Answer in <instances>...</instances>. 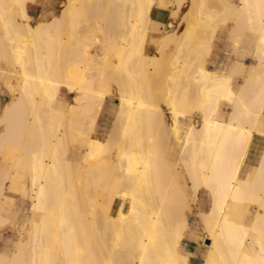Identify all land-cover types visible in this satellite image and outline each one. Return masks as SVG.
<instances>
[{
    "label": "bare ground",
    "instance_id": "6f19581e",
    "mask_svg": "<svg viewBox=\"0 0 264 264\" xmlns=\"http://www.w3.org/2000/svg\"><path fill=\"white\" fill-rule=\"evenodd\" d=\"M41 1L0 0V63L5 66L7 79L13 81L7 80L11 100L0 119V151L7 162L12 161L13 152L28 156L30 177L22 197L34 212V219L25 221L17 232L20 238L14 254L0 253V264H190L191 254L185 245L190 235L188 218L172 222L170 206L175 201L169 188L164 187L156 199L153 193L159 190L162 168L169 176L178 169L167 160L176 155L169 136L181 117L191 116L199 121H194L187 133L178 164L185 169L190 189L184 191L186 206L191 207V200L194 202L202 191L209 196V210L198 212L210 242L203 264H264V147L258 163L242 177L253 138L264 140L259 126L264 106V0H240L238 5L219 0L226 15L220 19L223 25L231 20L232 32L244 28L256 34L254 65L238 91L232 87L233 72L220 74L198 65L193 69L197 94L192 100L189 88L176 95L182 81H188L192 69L189 60L176 66L170 59L169 67L161 69L163 55L155 52L150 57L148 48L161 51V47L167 49L178 43L179 48L188 46L186 59H190L197 50L193 46L199 38L197 33L207 28L212 35L218 28L214 21L219 13L212 11L213 0H199V5L196 0L194 5L190 2L194 10L189 15L190 24L180 34L177 27L187 0H66L63 18L34 22L29 13L38 11ZM48 4L42 5V13L55 9ZM157 6L172 8V21L161 36L154 35L152 29ZM111 11L119 16L113 27L109 21L99 23L94 19L88 26L91 30L84 27L87 29L81 33L77 27L82 12L85 16ZM76 28L80 33L77 39H81L77 48L72 44ZM207 44L204 42L202 49ZM135 59L139 62L132 69ZM164 60L165 64L167 58ZM154 75L167 86L163 107L153 104L154 99L147 102L144 98L150 95L148 82ZM134 77L139 79L138 86L129 83ZM155 78L151 77V82ZM62 88L74 96L66 110L55 106ZM114 94L119 101L118 141L113 134L101 141L95 134L96 120L105 100ZM222 101L232 105L226 120L218 116ZM81 121L88 125L84 140L78 139L82 133L74 132ZM162 134L168 147L165 158V151L159 149L162 141L158 142ZM76 137L84 147L81 170L92 175L99 192L88 206L93 226L77 213L73 181L80 164L74 163V168L66 159L68 140L74 144ZM160 150L162 155L158 154ZM168 163L171 168L164 167ZM65 171L67 186L63 182ZM4 190H0V203L5 200ZM252 207L256 208L253 215ZM99 219L105 228L96 227L101 225ZM9 220L0 213V233ZM95 247L97 253L102 252L98 253L102 257L97 254L99 261L92 253Z\"/></svg>",
    "mask_w": 264,
    "mask_h": 264
},
{
    "label": "rangeland",
    "instance_id": "374dc122",
    "mask_svg": "<svg viewBox=\"0 0 264 264\" xmlns=\"http://www.w3.org/2000/svg\"><path fill=\"white\" fill-rule=\"evenodd\" d=\"M46 1H47V3H46ZM46 1L43 0V1H41L42 3L40 2L38 11H34V12L31 11L33 13H29V11H28V13L31 15L32 20L34 22H37L38 19H39L38 21H44L46 19L47 22H48L49 20H52V19L54 20V18L55 17L57 18L58 16L60 18L61 17L63 18L62 13L64 11H66L65 8H67V7H65V6H67L66 5L67 4L66 0H46ZM170 1L174 2V0H170ZM213 1L211 2L214 5V8H213V5H211L212 9H213L212 11H214V9H215L214 12L215 13L217 12L216 14L219 13L218 17H217V15L214 12H213L214 14L212 13L214 16L216 15L214 22L218 24V28L216 29V32L214 34H212V35L210 34V30L207 29V28H203L202 30H200L197 33V35L199 37L197 39L198 43L195 42L193 44V46L196 45L194 47H197V50L195 51L198 54L197 58H196L195 52H193L194 54L193 53L191 54V58L190 59H186V53H187L186 51L188 49V46H185V45L182 46L185 49L181 48V47L179 48L180 45L178 43L176 45L174 42L167 49H165L164 47H161L160 50L164 51L163 53H165V54H163L159 50L155 51L152 48H148V53L147 54L150 55V57H152L151 54L155 53V52H157V54L159 56L161 54L163 55V58H162L163 60L160 58V60L162 62V63L160 62L162 64L161 65V69L168 68L169 67L168 65H170V64H167V63L168 62L171 63V61L175 62L176 66H181V65H183L182 64L183 62H187L189 60L188 61V63H189L188 67L191 66L189 68H192V69H190L191 71H189V73H188V81L187 80L182 81V85L179 88V91L176 93L177 96H181L182 95L181 92L183 93L186 88L187 89L189 88L190 92H187L188 94H190L189 98H191V100L195 98V96L197 94V91H196L197 90V87H196L197 85L195 86L192 83V81H193L192 79H193V76L195 75V70L197 69L198 65L200 66V64H202L203 66H205L209 70H217L218 73H224V74H227L229 72V67L234 61H241L244 64H246V65H240V66L238 65V69H237L238 71L237 70L235 71V74H237L236 77H234V81H233V89L235 91L238 90V88L240 87V83L243 82L244 78L246 76H248V74L250 73L249 68L252 67V64L254 65L253 57H254V51H255L256 46H257L256 34L254 32H252V31H250L249 29H244V28L242 29V31L241 30L239 31V29H241V28H239V29H235V30L239 31L241 34L234 30V32L231 33L232 34L231 35L232 38L230 37V39L228 40L229 32L231 30V24L233 26L234 23L230 20V21H228V24L223 25V23L221 21L224 19V17H226V15L223 12L224 7H222L223 4H221L222 0L220 1L221 3H219V0H217V1L213 0ZM230 1H232V0H230ZM237 1L238 0H235L236 3H237ZM7 2H9L11 7H13V4H11L10 1H7ZM190 2H192V4H193V2H195V0H192V1L191 0H187V4L183 7V9H182V11L180 13L181 25L179 24V26L177 27V33H179V34L182 31L184 32L185 29H186V26H188L190 24L189 23V15H190L191 11L193 10L192 7L194 5V4L191 5ZM215 2H217V3L215 4ZM48 3H52V4H50V6H55V9H57V10L53 9L50 12H46V13L43 12L42 13L41 12L42 5H44V4L49 5ZM239 3H240V0H239ZM239 3H237L236 5H238ZM196 4L199 5L200 1L196 0ZM31 6L32 5L29 4L28 8H30ZM62 10H63V12H62ZM171 10H172V8H169V22L172 21V18L170 16L171 15ZM111 13L110 14L113 15V16H111L108 13H107V15H101V14L92 13L94 15V18H91V16L93 17V15L91 13L87 14V12H86L87 15L84 16L85 13L82 12L81 15H80L81 19H80V17L78 18V19H80L79 20L80 23H79V21L77 19V27L79 28L81 33H83L82 30H83L84 27H87L88 30H91L92 26L91 27H88V26H89V24L91 25V23H93L94 20L98 21L99 23L100 22L104 23L105 21H109L108 22L109 25L111 27H113L114 26V22L116 20H118L119 16L118 15L115 16L116 13H114L112 11H111ZM220 13L222 15H220ZM92 19H94V20H92ZM145 19H144V21H145ZM220 19H222V20H220ZM83 20H85V22ZM146 25H147V22L145 23L144 26H146ZM110 26H108V27H110ZM78 28H76V32L79 33V30H77ZM87 28H84V29L86 30ZM89 28H91V29H89ZM166 28H168L167 25L165 27H163L161 31L153 30V32H154L153 34L156 35V36H158V34H159V36H161L162 34H164V32H167ZM143 29H141V30H143ZM205 29L207 30V33H205L206 32ZM85 30H84V32H85ZM141 32L145 33L146 31H141ZM78 33H76V37H75V39L73 41L74 43H72L73 46H75L76 48L78 46H80V40H81L80 37L77 39V36L80 35V33L79 34ZM143 33H141V34H143ZM239 34L241 35V37H240ZM201 36H202V38L203 37L204 38L202 39ZM234 36L236 37L235 38L236 40L234 39ZM205 37H206V39H205ZM63 38L66 41L68 40L66 35L65 36L63 35ZM210 41H211V46H210ZM204 42H205V45L208 43L207 44V48L205 46L202 49V47L204 46ZM230 43H231V46H230ZM208 45H209V47H208ZM211 47H212L211 50L208 49V48H211ZM205 53H207V54H205ZM157 54H155V55H157ZM153 58H155V60H156V57L153 56ZM166 58H167V62H165V64H164V61H165L164 59H166ZM183 58H185V59H183ZM148 59H149V57L147 58V60ZM150 59L152 60V58H150ZM170 59H173V60L170 61ZM160 60L156 61L157 66L159 65V68H160V64L158 63V61H160ZM134 61H132V62L130 61L132 64H134L132 66V69L134 68V66L137 67V64L139 62V60H137L138 61L137 62L136 59ZM191 61H193V64H191L192 63ZM130 62H129L128 66L131 68L130 65H132V64ZM3 66H4L3 63H0V73H1L0 74V119L2 117V112H3L4 106L7 104L8 101L11 100V96L9 94L10 91L8 90V85H7V83H8L7 80H9V79H7L8 74H6L7 72L5 71V66L4 67ZM164 66H165V68H164ZM193 69H195V70L193 71ZM151 77L155 78V75L151 76ZM151 77H149L150 81L148 82V86H149L148 87V91H149L150 95H149V97L144 95V98H145V100L148 98L147 102H148L149 99H150V101L154 99L153 104L163 107V106H165V104H164L165 102L164 101H166L167 94H168L167 93L168 91L166 90L167 86H165V84L163 85L162 78L160 76H158L159 79H161L159 83H158L159 79H156V78H158L157 76H156L155 80L152 79V82H151ZM134 79H135V77L131 78L129 83L133 84V83L136 82L137 86H138L139 79L136 78V80H138V81H136ZM4 81L6 82V85H5ZM154 81H155V83H153ZM9 82L13 83L12 80L11 81L9 80ZM151 85H153V86H151ZM61 90H60L59 95L57 97V102H56L55 106L56 107H60L61 106L64 110H66L68 108V106L73 103L74 96L73 95H68L69 94L68 90H66L64 88H62ZM164 92H166V93H164ZM150 96H151V98H150ZM165 96H166V98H165ZM118 103H119L118 102V97H117L116 94H114L111 97H108L106 99V101L104 103V107H103L102 113H101L100 117L97 120L96 132H97L99 138L104 139V138H106V136H109V134H111V135L113 134V138L115 139V141L116 142L118 141V139H117V137H118L117 136V134H118L117 127L120 124L119 121L116 120V114H117V110H118ZM231 107H232L231 104L229 105V103L227 101H223L222 104H221V110L222 111H219V113H218L219 118L223 119V120L224 119L226 120L227 117H228V114L230 112ZM262 111H263V113H262L263 116H261L260 125L259 126L264 131V106L262 107ZM194 119L195 118H193V116L188 117L187 119L181 117L180 120H179L180 122H178V124L174 128L173 133H170V136H169L170 147L171 148H173V147L176 148V156H175L174 160H170V159H167V160L172 162V164H177V168L178 169H173V170L172 169H170V170L168 169V170H169V172L172 170V172L174 171L175 173L180 174V176H178L179 178L177 177L179 180L177 178H172V176H177V174L173 173V175L169 176L170 173L168 174V172H167L168 175H166V173L163 172V168H162L160 179H159V181H160L159 182L160 183L159 184L160 185L159 186V190H156V192L153 193V195H154V197L156 199L157 197H159V193L164 190V187H167V188L170 189V195L173 196V199L175 201V203L172 204V206H170V215H171V218H172L171 220H172L173 223H176V222H180L184 218H188L190 235H188L187 238L185 239V245L189 244V241H193L192 245L195 246L200 251V254H201V257H202L201 260H199V264H203V261H204L205 257L208 254V251H209L207 246L209 245L210 242L206 239L207 233H206V231H205V229L203 227V224L201 222V216H200L199 213L201 211H208L209 210V208H210L209 196H207V193L205 191H202L199 194V196L196 198V200H197V201L195 200L196 202L195 201L193 202V200H191V202H190L191 203V207L186 206L185 200H184V193H185L184 191H190V189H189V186H188V182L185 179L186 178V175L184 174L185 173V169L183 168L182 164H178V161H179V158H180V152H181L182 146L184 144V141L186 140L187 132L193 126L194 121L195 122L199 121V119L198 120L197 119L194 120ZM106 121H109L108 129L110 130L112 128L109 131V133H108L107 130L104 129ZM84 122L81 123L82 125L78 123V125L76 126V129H75L76 131H74V132H77V133H79V132L82 133L81 136L77 135L78 139H82V140H84V138H85V137H82L83 134L85 136V134L88 132V125H86L87 123L86 122L84 123ZM114 122H115V125H114ZM27 128L29 129V127H27ZM0 129H1V127H0ZM38 131H40V129H38ZM107 133H108V135H107ZM78 139L76 137V142L78 141V143L75 142L76 144L75 143L74 144L71 143L70 139L68 140V150H67V154H66V159L68 161H70L71 163H73V167L74 168H75V166H74L75 164L74 163H76V164L79 163L80 164L79 165L80 168L77 170V175L74 177V181L72 180L74 182V186H75L76 194H77V196H76L77 197V199H76V201H77V203H76L77 204V213H78V215L80 217H82L83 221L86 220V222L89 223V225H92L91 224L92 223V218H94V217L91 216V213L89 211V207H90V204L92 202L91 199H94V198L96 199V197H97L96 194H99V192H98V190L96 189V187L93 184L94 180H93L92 175L91 174L87 175V173L85 171L81 170L82 167H83L82 163H83V160H84L83 159L84 158L83 157L84 156V147L82 146V141L81 140L79 141ZM166 141L167 140H166V137L164 136V134L159 135L158 142L159 143L161 142L159 144V146L161 145L160 146L161 148L159 147V149H161L162 152L165 151L163 153L164 155L161 154V150H160V152H158V154L160 153L159 155H162V158H165L166 155H167V152H168V150H167L168 147H166ZM164 147H166V149ZM263 147H264V140L259 138V137H254L253 138V144H252V146L250 148V151H249V154L247 156L246 166H245V169L243 170V173H242V177L243 178L248 175L249 171L252 168L251 165L252 164L256 165L258 163L257 160H259V157H260V155L262 153ZM159 155H157L158 159L161 158ZM158 159H157V161L159 162L160 159L159 160ZM161 163H162V161H161ZM28 164H29V166H28ZM172 164L169 165V163H168L169 166H165L164 165V167L165 168L170 167ZM11 165H12V167H10ZM5 167L7 169L9 168L11 171L8 169L9 170V173H8V171H6ZM29 167H30V160H29L27 155H24V154H22L20 152H13L12 161L8 160V162H7V161H5L4 155L0 151V190H4L5 189L4 193H3L5 200H3L0 203V213L2 214L3 208H9L8 209L9 213L6 214V216L8 215V217L11 220V221L9 220L7 222L8 225L6 224L5 228L1 231L2 234L0 233V235H1L0 236V253L4 254V255H7V256H12L14 254L13 251L16 248L17 239L20 238L19 234L17 233L18 230L23 226L25 221L27 222V220H29V219H34V212L32 210H30L31 206H30L29 201H27L25 198L22 197L23 196L22 195V190L25 187V185L26 186L28 185V182H29V177H30V172H28ZM181 169L183 171H180ZM165 171H167V169ZM6 172L8 174H10L9 175L10 177L8 176V174ZM66 173L67 172L65 171V176L63 177V182L67 186V183L69 182V179H68ZM163 173H165V174H163ZM6 174H7V176H5ZM80 175L82 176V178L80 177ZM4 177H9L10 179H8V178L4 179ZM8 180H9V182H8ZM6 181L8 182V184L5 183ZM157 191H159V192H157ZM91 197H93V198H91ZM199 197H200V199H199ZM143 203H145V202L143 201ZM158 203H159L158 200H156L154 205L157 207ZM141 205H143V204L141 203ZM30 212H32V213H30ZM87 212L90 213V214H88ZM255 212H256V208L252 207L251 215H253ZM12 221L13 222L15 221V222L12 224L11 223ZM99 222L101 223V225H97V226L94 225V226H96V227L101 226V228H102V226L103 227L105 226L104 224H102L101 219H99L98 223ZM9 223H11L12 226ZM7 226H10V227H7ZM133 226H135V225H133ZM133 226H131V227H133ZM9 228H10V230L12 229V231L8 230ZM134 228H136V227H134ZM94 234L91 235V236L92 237H97V236H94ZM93 252H94L93 255L96 256L101 251L98 250V253H97V248L96 249L93 248L92 253ZM187 252H188V254H191L189 251H187ZM98 255L96 256V258H94L97 261H99L97 259V257L101 256V255H99V256Z\"/></svg>",
    "mask_w": 264,
    "mask_h": 264
},
{
    "label": "crops",
    "instance_id": "0c3cea01",
    "mask_svg": "<svg viewBox=\"0 0 264 264\" xmlns=\"http://www.w3.org/2000/svg\"><path fill=\"white\" fill-rule=\"evenodd\" d=\"M166 2H169L170 0H165ZM232 2L234 3V4H237V3H239V0L237 1V3L235 2V0H232ZM155 10V11H154ZM154 10H153V14H152V22H153V26H152V28H153V30H155V31H161L162 30V28L163 27H165L166 25H167V27H168V24H169V7H159V6H157V7H155L154 8ZM34 12V11H33ZM33 12H31V13H33ZM228 24V23H227ZM231 30H232V24H231ZM230 30V32H229V36H231V33H232V31ZM230 39V37H228V40ZM230 46H231V43H230ZM238 65L240 66V65H246V64H244L243 62H241V61H234L231 65H230V67H229V72L227 73V74H232V72L235 74V71L238 69ZM237 66V67H236ZM205 67V66H204ZM206 68V67H205ZM235 68V69H234ZM207 69V68H206ZM207 70H209V69H207ZM209 71H213V72H217L218 73V71L217 70H209ZM220 74H224V73H220ZM226 74V75H227ZM237 75V74H236ZM236 75H234V77H236ZM233 81H234V78H233ZM241 84H242V82L240 83V87H241ZM232 87H233V82H232ZM240 87L238 88V90L240 89ZM237 90V91H238ZM69 95V94H68ZM106 101V100H105ZM119 102V101H118ZM223 102V101H222ZM222 102H221V104H222ZM221 104H220V108H219V111H222L221 110ZM118 105H119V103H118ZM230 105V104H229ZM103 107H104V105H103ZM59 108H62L61 106L59 107ZM118 108H119V106H118ZM63 109V108H62ZM102 110H103V108H102ZM118 111V110H117ZM101 113H102V111H101ZM101 113H100V115H101ZM100 115H99V117H100ZM117 115V114H116ZM98 117V118H99ZM98 118H97V120H98ZM97 120H96V125L95 126H97ZM116 121V120H115ZM180 122V121H179ZM187 122V121H186ZM114 125H115V122H114ZM108 127H109V121H106V123H105V130H107L108 131V133H109V131L112 129H108ZM95 133H96V138H98V139H101V138H99L98 137V134H97V132H96V127H95ZM108 133H107V135H108ZM188 133V132H187ZM107 139V136H106V138H104V139H101L102 141H105ZM176 156V155H175ZM175 159V157L174 158H170V160H174ZM9 208H3V212H2V215L3 216H6V214H8L9 213V210H8ZM15 216V215H14ZM6 217H8V215L6 216ZM192 242L193 241H189V244H186V249L192 254L191 255V257H190V264H199V260H201V254H200V251L195 247V246H193L192 245Z\"/></svg>",
    "mask_w": 264,
    "mask_h": 264
}]
</instances>
